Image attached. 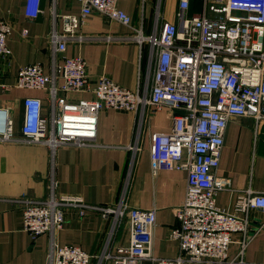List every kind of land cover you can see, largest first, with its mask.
<instances>
[{
    "label": "built area",
    "instance_id": "2783aa9c",
    "mask_svg": "<svg viewBox=\"0 0 264 264\" xmlns=\"http://www.w3.org/2000/svg\"><path fill=\"white\" fill-rule=\"evenodd\" d=\"M42 0H25V15L35 18L42 12ZM78 14L58 15L62 30H53L49 39L58 52L68 41L134 40L149 45L150 67L143 75L141 89H129L106 76L89 81L86 62L80 56L64 57L55 73L47 74L39 63L18 70L13 87L48 92L51 117L42 113V100L23 98L21 137L13 136V122L0 109V141L86 146L94 144L98 114L102 109L143 112L168 107L182 113L173 115L171 128L155 132L149 156L153 174L163 169L181 167L187 172L185 196L175 208L178 226L169 236L179 242V254L159 258L152 254L156 211L140 209L120 201L113 207L89 205L82 198L56 195L52 190L43 199L13 198L22 207V230L32 239L62 228L64 208L74 207L81 215L88 209L120 222L125 218L129 242L111 251L91 255L74 245L52 242L46 264H241L228 258L231 234L241 233L243 248L263 224L251 225L250 213L264 211V192L238 190L234 211L216 204V193L222 188L217 179L224 134L235 117H249L254 132L264 124V0H202V12L188 17L191 0H178V23L157 19L154 30L145 35L141 27L132 26L131 17L117 7V0H77ZM97 12L110 20L133 27L129 37L86 36L79 32L86 17ZM9 24L0 17V57L9 49L6 38ZM24 30L22 35H26ZM61 83H57V79ZM71 92H87L89 98L73 100ZM264 142V132H263ZM128 148H131L128 146Z\"/></svg>",
    "mask_w": 264,
    "mask_h": 264
},
{
    "label": "crops",
    "instance_id": "0c3cea01",
    "mask_svg": "<svg viewBox=\"0 0 264 264\" xmlns=\"http://www.w3.org/2000/svg\"><path fill=\"white\" fill-rule=\"evenodd\" d=\"M202 5V0H191L186 15L200 14ZM117 7L145 35L154 30L159 18L178 23V0H117ZM41 8L37 17L28 18L25 0H0V17L10 26L6 38L9 53L0 57V109L12 119L15 138L21 137L24 97L40 98L47 118L52 109L46 90L13 87L18 70L24 65L39 63L45 73L51 74L64 57L80 56L86 62L91 83L106 76L129 89H141L143 75L150 67L149 45L139 46L134 40L68 41L65 51H56L49 34L62 30L58 15L78 14L81 5L77 0H42ZM133 27L92 12L79 32L123 38L133 34ZM24 30L26 35H22ZM57 83H61L60 78ZM68 97L78 100L89 98L90 94L71 92ZM176 113L182 111L173 113L167 106L143 112L102 109L94 144L86 146L60 145L53 149L46 144L0 141V264H46L52 242L78 246L93 256L128 244L126 217L115 223L99 210L88 209L80 215L74 207L64 208V224L54 235L45 233L32 239L21 227V205L11 199H43L52 190L57 196H77L99 207H113L124 201L132 208L155 209L152 254L159 258L176 257L179 242L170 238L169 231L178 226L174 211L184 200L187 172L173 167L153 174L149 156L153 134L168 131ZM263 132L264 124L261 132L255 134L249 117H235L228 122L216 171L222 186L216 193V204L222 209L234 211L238 190L264 192ZM250 219L251 225L263 224L262 227L243 248L239 243L241 233H232L228 258L241 264H264V211L252 210ZM95 259L91 264H97ZM142 264L155 263L145 259Z\"/></svg>",
    "mask_w": 264,
    "mask_h": 264
}]
</instances>
